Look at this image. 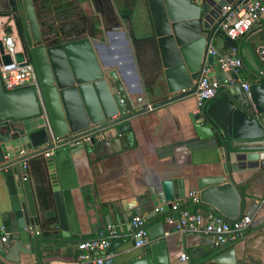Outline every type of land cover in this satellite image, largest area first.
<instances>
[{
    "label": "water",
    "instance_id": "obj_1",
    "mask_svg": "<svg viewBox=\"0 0 264 264\" xmlns=\"http://www.w3.org/2000/svg\"><path fill=\"white\" fill-rule=\"evenodd\" d=\"M10 1L12 9L17 8L16 0ZM234 1L147 0L171 96L191 92L203 64L211 61L215 66L209 77L219 83V91L197 108L192 121L200 139H213L219 145L220 159L224 162L221 176L201 183L202 188L207 185L216 187L202 191L200 200L208 212L227 223L243 216L242 208L238 212L235 208L238 199L243 204V191L237 185L234 174L264 169V76L260 73L264 71V59L260 42L254 40L242 50V42L235 44L225 38L226 49L234 46L239 49L241 67L253 77L247 92L239 84H224L225 80H237L238 76L223 71L205 54L221 9ZM20 2L24 12L21 24L25 42L20 40L19 43L34 66L39 90L25 88L7 92L0 80V173L7 184L11 201V207L0 214L1 226L8 234V244L0 242V264H5L16 252L38 257L46 250L54 251L59 244L69 242L68 222L54 174L53 156L46 159L51 197L39 196L38 200L27 178L28 171L22 167L27 156L51 148L46 145L51 133L58 139L76 138V134L90 127L94 133L90 141L76 147H86L90 154H95L100 148L107 154L110 141L101 142L98 136L111 127L120 134L118 124L127 123L132 108L116 73L105 71V64L104 68L99 66L88 38L75 40L65 38L62 33L42 32L33 1ZM119 27L117 24L107 31L115 34ZM0 53L3 54L1 43ZM2 59L6 64L10 62L7 56ZM16 59L21 62L23 56L18 54ZM125 85L128 86L126 81ZM41 104L46 116L42 115ZM126 138L122 135L116 137L119 143ZM218 193L225 194L230 201L219 198ZM183 197L182 189H178L172 180H164L161 191L149 190V196H143L140 203L143 208L160 207L162 211L151 216L159 219L176 213L170 210L171 205ZM51 203L55 211L49 210ZM130 203L133 207L134 202ZM108 210L110 215L120 213L124 222L130 221L129 209L123 203L117 206L112 203ZM133 212L140 214L141 209L133 208ZM151 222L152 219H149L145 226L149 239L155 240L163 234L164 221L155 224L159 230L155 233L148 229ZM29 228L41 229V236H32L27 231ZM133 235L132 231L126 238L132 240ZM108 238L112 242L107 252H112L124 241L118 234ZM164 246L163 241L149 244L144 247V253L124 264H166ZM234 261L232 250L225 253L218 251L212 259L214 264H235Z\"/></svg>",
    "mask_w": 264,
    "mask_h": 264
},
{
    "label": "crops",
    "instance_id": "obj_2",
    "mask_svg": "<svg viewBox=\"0 0 264 264\" xmlns=\"http://www.w3.org/2000/svg\"><path fill=\"white\" fill-rule=\"evenodd\" d=\"M60 1V6L64 4L71 8V13L72 8H76L90 20L89 23L85 21L87 25L65 27L70 31L67 38L89 39L99 66L104 68L105 64V71L116 73L132 108L127 123L118 124L120 134L111 127L98 136L101 142L110 141L107 154L100 148L90 154L86 147L80 149L67 145L51 152L68 222L69 242L59 244L54 251L46 250L38 257L16 252L5 264H79L78 243L104 237L109 228L116 229L118 236L124 238L123 244L111 252L113 264H124L141 255L146 248L136 249L134 240L126 238L132 232L129 222H124L120 213L111 212L110 215L108 212L112 203L116 206L123 203L129 209L130 218L139 215L146 221L152 219L148 229L153 233L159 231L155 224L164 221L162 236L150 239V244L164 242L166 264H214L212 259L216 252L230 250L234 251L235 264H264V169L234 174L243 191V204L238 199L235 208L237 212L242 208V215L251 218V225L243 237L221 249H215L205 236L176 232L165 218H151L156 208L141 206V198L149 196L151 189L161 191L164 180H172L178 189H182L183 198L195 191L200 200L202 191L216 187L207 185L202 188L201 183L221 176L224 165L219 145L213 139H200L193 126L192 117L198 111L194 89L173 96L168 93L147 0ZM16 2L18 6V0ZM0 5L4 10L12 9L9 0H0ZM0 23L6 29L12 25L4 18ZM117 24L120 25L118 31L110 34L107 29ZM254 40L264 45V18L239 41L242 42L241 49H246ZM225 41L223 35L213 31L210 46L225 54L228 52ZM205 54L210 57L207 49ZM211 58L217 65V59ZM204 66L212 71L215 67L211 61ZM238 78L245 84L253 80L244 68ZM139 98L141 103L137 101ZM120 135L127 137L122 143L116 139ZM40 160L46 165L43 153L29 154L23 161L36 200L39 198L37 172ZM46 175L49 188L47 168ZM218 194L219 198L230 201L225 194ZM130 202H134L133 207ZM10 207L9 190L0 173V214ZM133 208L141 209V213L135 214ZM182 209L199 213L202 217L210 213L201 200L197 205L186 202ZM49 210L55 211L52 203ZM171 215L178 217L179 214ZM33 229L42 233L41 229ZM182 255L186 256L185 260H181Z\"/></svg>",
    "mask_w": 264,
    "mask_h": 264
},
{
    "label": "built area",
    "instance_id": "obj_3",
    "mask_svg": "<svg viewBox=\"0 0 264 264\" xmlns=\"http://www.w3.org/2000/svg\"><path fill=\"white\" fill-rule=\"evenodd\" d=\"M264 14V0H239L227 5L221 9L219 21L214 29V33H219L225 38L237 44L242 40L251 29L260 24ZM0 43L2 45L3 54L0 53V80L3 88L7 92L16 91L25 88H34L39 90L38 79L30 58L24 49H22L15 34L5 32V27L0 24ZM260 52L264 59V45L260 46ZM18 54L23 56V61L18 62L16 57ZM207 55L217 59V65L223 71L232 72L238 76L241 71V61L239 59V49L234 46L228 49V52L221 54L210 46L207 47ZM3 56L9 58V63H4ZM211 68L204 66L194 87V98L196 106L199 109L203 104L212 99L219 91L220 85L216 80L209 77ZM264 76V71L261 72ZM224 84L234 86L239 84L242 89L247 92L248 84L243 83L239 78L237 80H225ZM139 103L142 100H137ZM42 105V104H41ZM43 116H46L44 106L42 105ZM92 128L75 135L76 138H55L51 133V139L46 144L50 146L48 150L43 152L45 159L50 158L51 152L55 148L69 146L76 147L84 142H89L93 136ZM22 167L27 170L26 163ZM186 202L200 204L198 192L192 191L185 198L175 201L171 205V211L178 213V217L169 215L165 217V222L172 225L173 229L181 234H191L197 236H205L210 239V243L215 249H221L227 244L233 243L243 237L251 225V218L242 216L240 219L227 223L214 214L209 213L206 217H202L199 213H192L182 206ZM161 208H156L155 213L161 212ZM146 220L144 217L134 215L130 218L129 224L134 232L133 240L136 249L144 248L151 243L148 237ZM32 236H40L41 232L33 228L27 230ZM117 235L114 228H109L106 236L91 240H84L78 243L79 253L77 260L79 264H113L114 255L107 252L110 247L111 240L108 237ZM0 242H8V234L4 228H0ZM186 256L182 255L181 260H185Z\"/></svg>",
    "mask_w": 264,
    "mask_h": 264
},
{
    "label": "rangeland",
    "instance_id": "obj_4",
    "mask_svg": "<svg viewBox=\"0 0 264 264\" xmlns=\"http://www.w3.org/2000/svg\"><path fill=\"white\" fill-rule=\"evenodd\" d=\"M34 4V8L36 13L38 14V18L46 24V27L51 28L54 33H62L65 38L69 36V29L65 30V27H71L72 25H85L87 21L90 20L88 18H84L78 11V9H74L73 13H71V8L63 4V7L60 6V0H32ZM12 10V9H11ZM12 11L22 18L24 16V12L21 6L20 0H18V6ZM11 12V13H12ZM0 16V22H1ZM3 24V23H0ZM87 25V24H86ZM6 33H10L9 29L5 30Z\"/></svg>",
    "mask_w": 264,
    "mask_h": 264
},
{
    "label": "flooded vegetation",
    "instance_id": "obj_5",
    "mask_svg": "<svg viewBox=\"0 0 264 264\" xmlns=\"http://www.w3.org/2000/svg\"><path fill=\"white\" fill-rule=\"evenodd\" d=\"M10 3H11V1H10ZM0 9H1L0 10V16L4 17V19H6V23H8V24H10V22L12 23V25L8 26L9 27L8 29L15 34L18 41L22 40L23 42H25V37H24V32H23V28H22V24H21L20 15L12 12V11H15L13 9L12 10H4L1 7V5H0ZM35 12H36V10H35ZM38 17L39 16L36 13L37 22L39 25H42L41 31L53 33L52 30L49 27H46V24L43 21H41ZM5 30H6V28H5Z\"/></svg>",
    "mask_w": 264,
    "mask_h": 264
},
{
    "label": "trees",
    "instance_id": "obj_6",
    "mask_svg": "<svg viewBox=\"0 0 264 264\" xmlns=\"http://www.w3.org/2000/svg\"><path fill=\"white\" fill-rule=\"evenodd\" d=\"M38 191H39V196L42 198H50L51 192L50 189L48 188L47 184V175H46V165L43 160H40L38 162Z\"/></svg>",
    "mask_w": 264,
    "mask_h": 264
}]
</instances>
